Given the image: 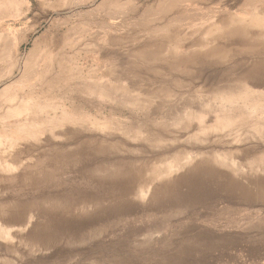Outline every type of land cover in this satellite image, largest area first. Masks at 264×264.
I'll return each mask as SVG.
<instances>
[{
  "label": "rangeland",
  "instance_id": "obj_1",
  "mask_svg": "<svg viewBox=\"0 0 264 264\" xmlns=\"http://www.w3.org/2000/svg\"><path fill=\"white\" fill-rule=\"evenodd\" d=\"M0 264H264V0H0Z\"/></svg>",
  "mask_w": 264,
  "mask_h": 264
}]
</instances>
